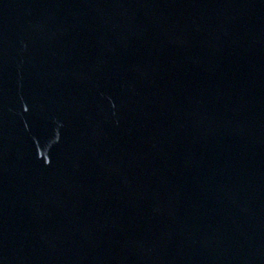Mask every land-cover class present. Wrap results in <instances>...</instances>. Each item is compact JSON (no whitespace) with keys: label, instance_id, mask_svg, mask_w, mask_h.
<instances>
[{"label":"water","instance_id":"1","mask_svg":"<svg viewBox=\"0 0 264 264\" xmlns=\"http://www.w3.org/2000/svg\"><path fill=\"white\" fill-rule=\"evenodd\" d=\"M264 0H0V264H204Z\"/></svg>","mask_w":264,"mask_h":264}]
</instances>
